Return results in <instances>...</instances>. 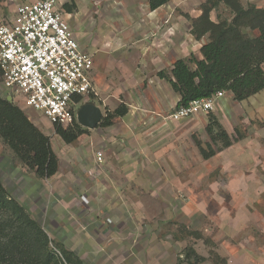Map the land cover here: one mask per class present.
Instances as JSON below:
<instances>
[{
    "label": "rangeland",
    "instance_id": "obj_1",
    "mask_svg": "<svg viewBox=\"0 0 264 264\" xmlns=\"http://www.w3.org/2000/svg\"><path fill=\"white\" fill-rule=\"evenodd\" d=\"M21 1L0 0V23L13 16ZM60 1L77 7L71 14V25L79 43L86 41L92 52L98 46L99 52H137L143 31L147 32L144 38L150 49L158 48L157 38L158 45L168 42L169 51L181 59L200 52L202 44L209 41L208 36L196 41L190 34L191 21L201 14L200 6L205 0H170L155 14L160 22L157 25L145 20L142 25L141 19L148 16L144 5L147 0ZM240 1L245 8L253 5L264 9V0ZM162 16L168 21L161 23ZM211 17L230 22L233 13L222 3ZM160 24L169 27L163 29ZM246 32L252 37L258 35ZM120 41L127 44L125 49ZM112 68L113 65L110 73ZM191 68L195 66L191 64ZM99 70L103 77L108 75L106 68ZM114 75L116 79L119 76ZM2 86L0 80V95L7 99L9 93ZM113 99L105 104L92 94L84 104L100 107L103 120L114 112ZM13 104L50 137L52 150L61 162V174L70 178L64 186L41 180L49 192L53 190L52 195L44 197L43 215L45 210H55L54 204L64 196L60 194L76 195L80 188L89 190L92 208L107 209L114 220L116 230L107 236L122 238L113 254L108 255L107 264H188L186 253L191 248L206 258L201 264H264V91L243 102L225 94L208 114L177 123L168 121L174 110L168 111L165 118L150 121L151 129L149 122L127 119H113L115 124L112 121L110 127L99 125L94 130L82 127L86 133L72 145L65 144L39 112ZM210 113L230 136L232 146L228 149H222V141L212 142L207 133ZM142 127L147 128L149 140L121 138L123 129ZM196 142L204 147L211 144L217 155L204 160ZM99 152L103 153L105 165L115 169L105 170L95 163L94 156ZM142 163V180L135 170L127 171H131L126 174L129 178H123L121 166L132 164L136 168ZM146 164L155 168L150 177H145L150 173ZM13 167L23 169L0 138V181L11 197L29 205L22 195L24 188L17 193L22 185L17 184L14 174L18 171ZM30 178L34 173L30 172L24 181ZM58 180L63 184L62 178ZM31 217L41 221V216Z\"/></svg>",
    "mask_w": 264,
    "mask_h": 264
},
{
    "label": "trees",
    "instance_id": "obj_2",
    "mask_svg": "<svg viewBox=\"0 0 264 264\" xmlns=\"http://www.w3.org/2000/svg\"><path fill=\"white\" fill-rule=\"evenodd\" d=\"M170 0H148L150 10L156 11ZM233 13L232 20L214 22L211 13L220 4ZM76 6L64 4L63 10L73 14ZM201 15L192 19L190 34L196 41L209 37L200 49L203 59L194 55L177 60L170 74L159 73L181 96L176 109L191 102L206 99L218 92L232 93L233 100L243 102L264 91V9L245 8L240 0H205ZM257 32L252 37L246 31ZM191 64L196 66L191 68ZM128 108L121 105L102 120V127H110L113 119L124 117ZM207 133L212 142L222 141V149L232 146L230 136L213 114L208 116ZM61 140L71 145L86 133L77 120L68 127L54 126ZM0 138L12 151L14 161L40 179H50L59 170V159L53 152L50 137L45 135L17 105L0 95ZM204 160L217 155L211 144L204 147L196 142ZM51 244L60 251L59 257ZM206 258L189 249L188 264H201ZM227 264L226 262H222ZM0 264H85L74 252L52 241L27 209L11 197L0 181Z\"/></svg>",
    "mask_w": 264,
    "mask_h": 264
},
{
    "label": "crops",
    "instance_id": "obj_3",
    "mask_svg": "<svg viewBox=\"0 0 264 264\" xmlns=\"http://www.w3.org/2000/svg\"><path fill=\"white\" fill-rule=\"evenodd\" d=\"M23 1L24 0H22L21 3ZM146 3H148V0L144 3L148 16L142 18L141 22L145 20V22H148L149 24L157 25L159 20H156L155 14H157V12H160L167 5L152 12L149 8V5ZM150 14L153 16H150ZM200 15L201 14H199L195 18L199 17ZM161 18V23L168 19V17L164 16H162ZM214 22L218 21L216 20ZM142 25H144V22H142ZM161 26L164 27L163 29H167L169 27L168 25ZM146 33V31H143L140 38L143 39L138 41L140 42L138 45L139 47L137 46L139 52H113V50L111 52H99V46L97 47L98 49H95L92 52V46L89 47L88 43L86 44V41H80V44L81 47L89 51L94 58L95 66L92 73L94 94L97 95L105 104L107 103L108 99H113V96L118 97L117 99L119 101H116L115 99L111 100L113 106H116L113 110L114 112L122 104L128 108V113L124 117H116L115 120L127 119V122H149V127L151 129L153 125H151L150 121H157L161 117L165 118L167 112L175 110L181 100V96L175 92L171 83L167 79H161L159 77V73L161 72L169 75L174 63L181 58L175 57L176 52L169 51L171 45H168V42H166L165 44L164 41L158 45L157 38L155 40V43L157 44L158 48L150 49L149 44H146L145 42L146 37L144 38V36L146 35ZM205 38L206 37H204L201 41H204ZM208 42H204L202 46L207 44ZM119 43L125 44V46L122 45V49H125L127 47V44L125 42L120 41ZM113 48L114 41L112 45V49ZM191 55H194L198 60L203 59L200 52L193 53ZM112 65L113 71L110 73V68ZM100 67L106 68L108 75L103 77L102 73L99 70ZM114 74L119 75L117 79L115 78L116 76ZM2 87L6 91L4 86ZM227 94L233 97L232 93ZM115 120L113 121L114 124ZM168 121H170V123H177L181 122L182 120ZM34 125L36 126L35 123ZM154 127H156V125H154ZM123 131L124 134H122V132L120 133L121 138L126 137L135 142L138 141L136 138H143L146 141L147 139L149 140V137L147 136V128H126L123 129ZM97 155L98 154L94 156V160L97 165L103 166L102 168L105 170L108 168H112L105 165L104 156L103 159L99 161ZM60 163L61 162H59L58 173L54 177L48 179L49 181H47L51 182L52 184L64 186V183H67L70 178L68 174L62 176ZM146 165V169L150 173H147L145 177H150V175L154 174L153 169L155 168H153V164ZM144 167L142 163L136 165V168H133L132 164H129V167L125 165V167L121 166L120 168L124 171L123 178H129L126 174H129L131 171H127L135 170V175L139 176L140 180H142L144 177ZM14 170L18 171L14 174L17 184L22 185H18L21 186V188L17 189V193L19 194L20 191H23L24 188V192L22 195L25 197L27 202H30V206L27 203H25L24 205L23 201L19 200L20 204L27 209L31 216L35 217V214L37 216H41V221L37 219L36 220L48 234L50 239L52 241L60 243L69 251L74 252L80 259L85 262V264H107V259L110 255L113 254L114 247H116L118 243L122 241V238L119 239V237L114 236L110 238L107 236L111 230H116L115 226H113L114 220L111 219V214H108V211H106L107 209L105 211H100L98 209L95 210L94 208H92L93 204L91 203V199L93 196L92 194H89V190H83L82 188H80L79 191L77 190L78 193H76V195L71 193L60 194L59 196H64H62L61 198L59 197L58 202L54 204L57 205L55 207V210L52 209V213H48L49 211L45 210L46 213L43 215L44 209L42 208L44 205V197L46 198L49 193L53 192V190L49 192L47 189L48 186L44 184L45 182H43L42 184V181L40 179L38 180L35 174L34 178H30L31 180L25 182V179L29 176L30 173H28L26 168L20 170H16L14 168ZM58 178H62L63 184L59 182ZM52 194L53 193H51V195ZM53 198L54 197H52V199ZM67 201L71 203L68 204ZM68 208L70 211L67 212ZM117 223L118 221H116L115 224ZM110 250L112 252H109ZM95 259H97L98 261L96 262Z\"/></svg>",
    "mask_w": 264,
    "mask_h": 264
},
{
    "label": "built area",
    "instance_id": "obj_4",
    "mask_svg": "<svg viewBox=\"0 0 264 264\" xmlns=\"http://www.w3.org/2000/svg\"><path fill=\"white\" fill-rule=\"evenodd\" d=\"M60 0H24L0 23V80L15 103L39 112L52 127H68L94 94L93 55L83 49ZM226 92L175 109L170 120L208 114ZM103 159V153H98ZM55 253L62 254L52 244Z\"/></svg>",
    "mask_w": 264,
    "mask_h": 264
},
{
    "label": "water",
    "instance_id": "obj_5",
    "mask_svg": "<svg viewBox=\"0 0 264 264\" xmlns=\"http://www.w3.org/2000/svg\"><path fill=\"white\" fill-rule=\"evenodd\" d=\"M7 101L13 104V97L9 95ZM102 117L103 112L100 107L87 103L80 106L77 112V123L83 128L94 130L100 125Z\"/></svg>",
    "mask_w": 264,
    "mask_h": 264
}]
</instances>
